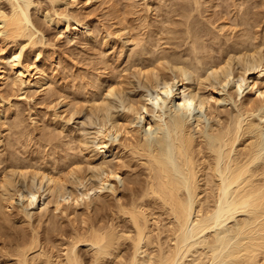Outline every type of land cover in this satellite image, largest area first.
Returning <instances> with one entry per match:
<instances>
[{
  "label": "bare ground",
  "instance_id": "6f19581e",
  "mask_svg": "<svg viewBox=\"0 0 264 264\" xmlns=\"http://www.w3.org/2000/svg\"><path fill=\"white\" fill-rule=\"evenodd\" d=\"M48 1H51L53 8L50 7V9L54 10L53 14H55V16L57 15L59 19L55 20L53 19V15L50 16L52 11H50L51 13H48L49 11L44 12V14H47H42L43 17L47 20L49 25L53 24L60 26V24H62L64 26V32L63 29H61L63 34L72 35L71 28L73 25L70 23V16L68 15L70 12L66 13L68 9H71L68 7L78 8L81 2L85 5L83 7H90L91 3L93 1L96 2L97 0ZM172 1L173 0H171V2ZM181 1L182 0H180V2ZM184 1L186 4L182 1L183 3L179 2L178 6L180 7V5H182L183 9H179L182 11L184 10L183 14L181 13L182 17L179 20L181 26L179 28L181 29H178V25L175 23L176 20L173 21L175 26L172 24L175 28L177 26V30L179 31L177 32L175 29V35L178 33L180 35L178 34V37L174 35L175 38L174 36L171 38L170 36L174 30L169 29V32H167L171 33L170 31H172V33L169 34V36H166V39L170 37V40L167 39V47L170 46L171 48L172 45H170V43H172V48L176 49L173 42H176L175 46L184 45L185 47L186 44H189L190 51H187L186 48L185 53H182L183 50L178 49L181 53H177L176 50L175 52L174 50H167V48L164 47L163 51L159 48L160 51L158 52L157 48L161 45H159V43L163 42V40L159 42L161 38L159 36L158 38L156 37L158 42H155V39H151L149 41V37H147V41H149V43L147 42L146 44L147 47H143L144 49L140 50L137 54V58L139 54V57H142L141 55L146 57H142V59H145L144 61H140L138 58L140 63L142 62L141 64H139V62L138 64L135 63L136 61H134L135 59L133 58L132 63L131 58L128 56L130 58L128 60L132 64L131 65L129 63V65L133 67L134 63L137 64L134 66V68H136L135 71L137 70V74L140 73L139 77H143L149 87L147 88V84L145 83V90H147L145 91V94L141 95L138 99H132L128 103L126 102L128 105L126 108L124 107L121 111L122 113H117L119 115L115 114V116L111 114V116H113L110 117V119L108 117L107 121L105 119V122H103L104 124L101 122L102 125L99 124L100 126H97L98 128L95 127V129L97 128V131L95 130L97 140H93V142L98 141L96 144L100 147V151L103 153L101 154L100 162L98 164H94L96 165L94 166L93 162H91L92 151L94 153V146L93 150H90L91 147L88 148V146L92 145L89 144L86 146V148L91 151H88V157L91 159V161L89 160V164L91 166L88 164L89 170L86 171L92 172L94 167L95 169H98V171L94 169L95 171H93V176L91 175L92 180H87V178L84 175L82 176L81 173V178H78V182L79 179H82L80 183L74 182V184H77L74 187H77V189L80 188V190L78 189L79 191L77 192V189H74L72 185L74 190L71 193H69V191L63 192L65 187H67V184L65 186V181L55 177L50 172V169H35L34 167L29 166L34 169V174L32 173L34 178L39 176L37 178L40 179L41 184H43L45 180V182L47 181V186L45 184V189H42V187H32L28 189L26 193L23 192L25 194H21L22 192H19V198H21V201L23 200L25 202L26 200L30 207H35L36 210L39 209L40 212L42 211L40 218L42 219L41 221H44V219H47L46 221H48L49 215L51 216L54 214L57 217L62 214L61 216H67L72 221L71 223H75V216L77 217L78 215L76 213H81L78 212L80 206L82 207V205H86V213H88L90 212L89 210L91 209V206L95 204L97 205V201H99V199L103 200L105 197L113 196L115 198H111H113L115 203L111 201L113 205H110V203L108 205L106 200H101L102 202L99 201L101 202L98 204L99 207L93 206V208L95 207V211L96 208H98L97 218H88V215H85L84 213V215L87 216V219H85V217L82 216L83 214H81L80 218H82H79L81 220L79 221V226L72 225V230L68 231L66 230L67 228H62L63 225L58 227L55 223V226H51L52 228L49 227L46 232V238L43 236L45 233H42L44 238L43 241V238L40 236V227L38 229L36 226L38 231L33 228L32 231L29 232L27 229L29 232L27 233L26 227L28 226L26 222H30L31 216H28L25 211L21 212L19 210L20 214L22 213V217H18L16 222H23L21 225L25 223L24 227L26 225V231L16 228V222L15 226H13L14 222L11 223L12 225L10 224L13 216L11 219L8 215L13 213L14 205L15 202H17L19 193L17 191L18 189L16 190V188H14L13 181L11 182L2 178L0 182V188L2 189H0V264H264V59L260 60L259 63L257 62V64L254 63L251 65L249 63V66L248 64L247 66H245L246 64L243 65L246 61V55L256 56V49L259 47V50L260 48L262 49V47H260V45H254L253 40L250 41L248 38L246 39L245 34L244 37L246 40L235 39L236 41L234 40V42H232L234 44L233 46L230 45L231 47H226L224 45L225 43L228 45V42H230L231 44V41H227L229 36H226V41H223V44L220 37L216 36L219 31L217 34H213V36L207 35L211 33L216 26H214L213 29L209 28L210 32L204 27L208 30L207 34L205 29V34L204 31H201L204 35H201V33L200 35L196 34L195 30L198 27L195 26L196 28L194 27L193 30L191 29L193 27L191 24L194 20L192 19L193 15L191 16V14L195 11L194 15H196L198 11L200 12L199 9L203 6V3L201 5L200 0ZM207 1L210 2V0ZM6 2H8L10 6V8L8 7V10H2L0 7V48H3L0 49V52L2 50L5 51L11 44H18L20 40H24L22 42L25 43V46H30V49L31 46H36L40 40V37L39 40L37 39V35L42 32L37 30L30 17L29 8L32 5L31 0H6ZM243 2L246 5V2ZM192 3L194 4L193 7L199 8L198 11L196 8L195 10L191 7ZM214 4L215 3H211V6H214ZM217 4L219 7V2ZM175 5H177V1L175 2ZM61 6L64 7V12H59V10L55 9H59ZM102 6H104V4H102ZM220 6L223 9L224 4L223 6L220 4ZM235 6L237 9V5ZM159 7H161V5H159ZM224 7L226 8V5ZM242 7H244V5ZM161 8H159V10ZM239 8L240 7H238V9ZM42 9L46 8L42 7ZM176 9L177 6L170 14L173 12L174 15L175 12L177 14ZM119 10L121 12L120 8ZM242 10L238 13L242 12L243 14ZM248 10L250 9L248 8ZM112 11H114V9H112ZM245 11H247V9ZM116 12L118 13V10ZM179 12V16H177L178 19L180 18ZM224 13L225 15L227 14L226 12ZM132 14H134V11ZM160 14L161 13H159V15ZM201 14H203V12ZM204 14L202 15L203 17H205ZM249 14L250 11H248L247 16ZM227 15L226 17H228V19L231 18L230 14V17ZM250 15L248 18L246 17V14L244 17H238L240 19L242 18V21L244 19V24H241L243 25L242 28L244 25L248 26V24H250ZM73 16L74 15L72 14L71 19ZM124 17L126 18L127 16L125 15ZM124 17L122 18L125 22ZM169 17H171V15ZM238 18H234L235 23H233L234 21L232 22L235 26L237 25L236 27H238V24H236ZM84 19L82 18L81 20L83 21ZM190 19L192 20L189 21ZM206 19L205 22H207ZM81 20L75 22L76 26L73 29L75 33L84 27H87V29L89 28V22L87 21L88 24L85 23L86 21L82 23ZM254 20L255 19H253V21ZM216 21L218 22L217 19ZM166 22L169 21L166 19ZM198 22H201L200 26H203L202 21L198 20ZM255 22L257 23V21ZM159 24H161V21ZM183 24L186 26L185 28H187V30L184 29ZM207 24L212 26L209 23ZM223 24L225 26V23ZM192 25H194V23ZM224 26H222V28H225ZM228 26L230 25H227V29H229ZM90 27H92V25ZM162 27L165 26L162 25ZM249 27L251 26H248V28L246 27V30H249ZM135 28L136 27L131 29L135 30ZM182 28L184 29L183 34ZM218 28L219 27L215 30L217 31ZM91 29H93V27ZM257 29L258 28H256V35ZM189 30H192L194 34ZM238 30V32H240V29ZM124 31L126 33V29H124ZM62 32L60 34H62ZM93 32L95 31L93 30ZM89 33L91 34V31ZM123 33L124 32H122V34ZM139 33L141 32L139 31ZM213 33L216 32L214 31ZM234 33L236 37V31ZM249 33L251 34V32L246 33V35H248L247 37H250ZM41 35L44 36L43 33ZM151 35H153V33ZM258 35L255 37L252 32L251 36L255 37L254 41L257 37H260V35ZM218 36H220V33ZM136 37H138L137 34ZM221 37L224 38L223 34ZM119 38L121 39L120 36ZM41 39L43 43V39L45 38ZM143 39L144 38L142 37V40H140L141 43L138 42L139 37L136 41L135 39L133 40L134 43L138 42L140 45H143V43H146ZM175 39L177 40L174 41ZM127 41L130 42L129 38H127ZM177 41H181V43L177 45ZM119 42L120 41L117 42V45ZM251 42H253V44H251ZM221 44L226 48L224 49V46ZM21 47L15 49L12 55H10L9 63L5 61L7 59L3 57L0 58V88L6 83V81L11 80V87H13V91L17 88L18 93L19 91L33 90L34 93L36 92L39 94L46 90L45 95L48 96L47 93H52L48 90L52 87L50 82L53 78L51 79V75L48 73V70L44 69L45 67L43 68V66H40L38 60L40 54H37L32 61L30 58L24 60L25 57L23 59V51L26 47H24V45L22 48ZM135 47L138 49V45ZM135 47H132L134 50L130 48L134 51V54H136L135 51H137ZM184 47H182V49H184ZM215 47H218L219 49L218 51L216 48V51H218L217 53L219 54L216 57H214L215 53L213 55L211 52L215 49ZM122 50L125 51L124 48ZM131 50H129L130 53ZM133 53L132 55H134ZM149 55L151 58H149ZM257 55H259V52ZM239 56L240 59L244 57V63L243 60L238 59ZM234 57H237L242 66L241 67L239 64V67H237L238 70H235V72L238 71L237 74H235L232 69V58L237 61ZM256 57H254L255 62L257 61ZM91 58H93V56H90V60L88 59V61H91ZM103 58L105 59V55ZM134 58H136V55ZM257 58L259 61L260 56ZM94 60H96V57ZM100 61L101 62L98 63V67L102 65V60ZM230 61H232L231 69L229 66ZM129 65L128 67H125L128 68V70L130 69ZM236 66L234 68H236ZM171 67L175 70V75H172V71L174 70L170 71ZM93 69L95 71V68ZM185 70H188L189 73L190 71L192 72L194 77L192 75L191 76L194 79L192 81H195V84L193 83L194 85L185 83L190 79L186 77L189 73ZM159 76H161V80L156 79V77L159 78ZM96 83L95 85H98V83ZM101 86L97 88L94 86L93 88L95 90L93 88L92 90L97 92L98 88H102ZM55 87H57V85ZM58 87L60 88V85ZM111 87L112 86L110 85V88ZM244 87H246V90L249 91L246 95L243 93L241 94V90ZM54 90L55 89L52 91ZM59 90L60 89H58V94L60 95ZM111 93H113V90ZM111 93L110 95L113 96ZM35 94H33V96ZM53 95L55 96L54 93ZM62 95L64 94L62 93ZM66 95H68V93ZM18 97H22V94L21 96L18 95ZM67 98L70 99V96ZM75 100H77V98ZM91 100H87V103H91ZM71 101H73V99ZM84 104H86V102ZM12 105H14V103ZM89 105L91 108L92 104ZM94 106L96 107V105ZM100 106L101 103H98V107ZM95 107H92L93 111L95 110L94 112L98 113V111L101 110L105 111V109L100 108L99 110L97 108L95 109ZM107 116L105 117L107 118ZM56 119L59 121V117L57 118V115L55 120ZM13 123H16L15 119ZM19 123L21 125V122ZM17 127L18 125L16 128ZM19 128L20 127L17 129ZM43 129L44 128H42V130ZM61 129L63 132L64 129ZM20 130H22V126L21 129L17 131L19 132ZM47 130L50 129L48 128ZM12 132L14 131L12 130ZM109 133L113 136V139L110 138L111 135ZM50 134L52 135V133ZM82 140L83 138L80 141ZM17 141H19V136ZM45 142H47L46 139ZM40 146L38 144V147ZM46 146H44V148ZM52 149L53 148L51 147V152ZM84 153L86 154V150ZM13 154L11 155L13 156ZM41 154H43V152H41ZM68 154L70 155L69 151L66 154L67 157L69 156ZM15 156L18 157V154H15L13 158ZM13 158L11 159L12 161L9 158L10 163L13 162ZM69 158H71V156H69ZM48 159L49 158H47V162ZM14 160L17 164L16 168H18L19 171L23 170V163H21V161L23 162V159L19 161V158H14ZM43 160L45 161V159ZM67 160L68 159H66V161ZM42 162L43 161H41V163ZM32 163L30 162V164ZM35 163L36 161L33 164ZM54 164L56 163L54 162ZM63 164L65 163L63 162ZM38 165L35 166L39 168ZM41 165L44 167L43 164ZM72 165H69V167ZM42 166L40 168H42ZM92 166L94 167L91 169L92 171H90ZM26 167L28 168V166ZM83 167L81 165L82 169L80 166L77 168L76 165L74 168L78 169V172L70 167L68 173L70 171V174H73L72 171H75L74 173L76 175L78 173L79 176L80 172H83ZM125 167L127 169H131V171H124ZM16 172H18V170H15V175L17 174ZM94 172H97V175L95 174L96 177H94ZM73 175L71 177H73ZM68 176L70 175L64 176V178ZM88 178L90 179V176H88ZM72 179L75 181V177ZM33 181L31 183H33ZM117 181L125 182L124 193L122 192L123 195L120 198L117 196L119 193L118 191L120 190H118L115 186V182ZM70 183L72 184L73 182L70 181L69 185ZM105 191H107V193H105ZM47 195H49V198L45 200ZM19 206L21 207V205ZM41 208H43V210ZM19 211L17 208V212ZM16 215L18 216L19 214L17 213ZM67 217H65V219ZM72 217L75 219L73 220ZM40 223L41 222H39V224ZM47 223L48 222L45 224ZM43 228L45 227L43 226ZM44 231H46V229ZM56 235L62 239V243L60 245H56L55 242H52L53 236L56 237ZM84 246H86V254H84L85 251H83Z\"/></svg>",
  "mask_w": 264,
  "mask_h": 264
},
{
  "label": "rangeland",
  "instance_id": "374dc122",
  "mask_svg": "<svg viewBox=\"0 0 264 264\" xmlns=\"http://www.w3.org/2000/svg\"><path fill=\"white\" fill-rule=\"evenodd\" d=\"M173 1H174V4H173ZM173 1L171 2V0L170 1L169 0H158V1L157 0H109V1L108 0H102V1L101 0H97L96 2L93 1L91 3L90 7L86 6L89 9L86 8V7H83L85 5H83V3L81 2L80 3V6H78V8L68 7V8H71V9H68V11L66 13L70 12V13H68V15L70 16V21H71L70 23L73 25V27L71 28L72 35L71 34L70 35H66V34H63V32H64V26L62 24H60V26L53 25V24L49 25L48 22H47V20L42 15V14H44V12H48L49 11L48 13H51L50 11H52V14L50 16L53 15V19H55V20H58L59 19V17L57 15H56L57 16V18H56L55 14H53L54 13V10L53 9H50V7L53 8V6L51 4V1H48V0H31L32 5L29 8L30 17H31V19H32L35 27L37 28V30L40 31V32H42L44 34V36L41 35L42 33H39L40 35L39 34L37 35L38 36L37 39L39 40V37H40V40H39L38 44H36V46H31V49L29 48L30 46H25V43L22 42L24 40H20L18 42L19 45L18 44H16V45L15 44L9 45L6 48L5 51L2 50L0 52V58L3 57L5 59H7L5 61L7 63H9L10 62V60H9L10 55H12V53L15 51V49H18L21 46L23 47V45H24V47H26V48H25V50L23 49L24 50L23 51V54H24L23 55V59H24V57H25L24 60H27V59L30 58L31 61H32V60H34V58L36 57L37 54H40V56L38 58L39 63H40V66L41 67L43 66V68L45 67L44 69L48 70V73L51 75V79L53 78L51 80L50 84L52 85V87L53 86L54 87L53 88L51 87L48 90V91H51L52 92V93H49V94L47 93L48 96L45 95L46 94V92H45L46 90L43 91V92H41V93H39L40 95L38 93H36V92H35L36 93L35 94L33 90L32 91H28V90L26 91V90H24V91H19V93H18L17 92L18 90L16 88V90L13 91V87H11L12 86L11 80L10 81L9 80L6 81V83L0 88V120H1L0 121V159L2 161V162L0 161V182H1L2 178H5V180H9L11 182L13 181L14 188H16V190L18 189L17 190L18 193L19 192H22L21 194H25L27 192V190L30 189V188H32V187L33 188L42 187V189L43 188L45 189L46 186H47V184H46L47 181L45 182V180H44L43 184H41L40 179L37 178L39 176H37V177L34 178V175H32V173L34 174V169H32L29 166H32L35 169H50V172L55 177H57L58 179H61V180L65 181V186L67 184V187H65V189L62 187L64 189L63 192H65V191L68 192L69 191V193H71L74 189H77V187H74L75 185H77V184H74V182L75 183H80V181L82 179H79V182H78V178H81V173H82V176L84 175L87 178V180H89V181L92 180L91 177L93 176V171H95V170L98 171L97 168L95 169L94 166H96V165H94V164H98L100 162V160H101V154L103 153V152L100 151V147H98V145L96 144V142L98 143V141H96V142L94 141L93 142V140H97V136L95 134L96 133L95 130L98 128L97 126L102 125V123L105 122V119L107 121L108 120V117L110 119V117H112L113 115L115 116V114L116 115H119L120 113H122L121 111L124 109V107L126 108V106L128 105V104H126V102L128 103L132 99H138L141 95H143V94L146 93L145 91H147V90H145V87H146L145 85L147 83L145 82V80H144L143 77L142 78L139 77L140 76L139 75L140 73L137 74V70L135 71L136 68H134V66L137 65L138 62H139V64H141L142 62L140 63V61L141 60L142 61L145 60V59H142V57L146 58L143 55H141L142 57H139V55H140L139 54L138 55V58L140 60L139 61L138 58H137L138 52H140V50L144 49L143 47H145L146 44H147V42L149 43V41L151 39H155V42H158V39L156 40V37L158 38L160 36L161 38H160L159 42H161V40H163V42H164L165 39H166V36H169V34L172 33V31H170L171 33H168L169 32V29L170 30H172V29L174 30L173 33L170 36L171 38H173V36L176 33L175 31L177 30V26H176V28L174 27L175 26L174 25V22H173L174 20H176L175 23H177L178 29H181V28H179V27H181L180 26V23H179V20L181 19V17H182L181 16V13L183 14L184 10L182 11V10L179 9V8H182L183 9L182 5H180V7H178L180 0L179 1L178 0H173ZM176 1H177V5H175V2ZM182 1L185 3L184 0H182ZM182 1L180 3H183ZM200 1H201L200 4L202 5V3H203V6H205V7L202 6L199 9L198 7L197 8L196 7H193L194 6L193 3L191 5V7L194 8V9L196 8L197 11L199 9L201 13L202 12H203V14L205 13L204 14L205 17H203L202 16L203 14H201L199 11H198L199 14L196 13V15H194L196 11L194 12V10H193L194 13L191 14V16L193 15L192 16V19H194V20H193L192 24L194 23V25L191 24V26H193V27L191 28V26H190V28L193 30L195 26L198 27V28L195 27L196 28V30H195L196 31V34H199L200 35L201 31L203 32L205 28H207L209 30V28L213 29L214 26H216L213 29V31H211L212 34L211 33L207 34V31L208 30L205 29L206 30V34L207 35H210V36L211 35L213 36V34H217L218 31H219L220 36H218L219 33L216 36L217 37H220V39L222 40V43L223 44H224L223 41H226L225 38H227L229 36L230 39L227 38V41H231V44H230V42H228L229 43L228 45H227V43H225L224 45L226 47L227 46L228 47L233 46L234 44L232 42H234L235 39L236 40H239V39L240 40H242V39L244 40L245 37H246V39L248 38V40H250V41L253 40L254 45H258V46L260 45V47H262V49L261 48L259 49L261 51H259L258 50L259 47L257 46L258 48L256 49V51H257V53L259 52V55H257V53H255L256 56L257 57L260 56L261 59L259 58V61H258V58L255 55H252L253 58H252V56L246 55L245 60L247 61V63H246V61L244 63V57L240 59V56H239L238 59L243 60V63H244L243 65L246 64L245 66H247V64H248V66L250 64L252 65L254 63L257 64V62L259 63L260 60H263L264 59V48H263V46H264L263 45L264 44V0H226V2H225V0H222V1L221 0H217L219 2V7H218V4H217L218 2L216 0H212V2H211V0H210V2H208L207 0H200ZM243 1L246 2V5H245V3ZM38 2H40V3H38ZM224 2L227 3V4H225ZM233 2L234 3L236 2V3L234 4ZM238 2H239V4H238ZM93 3H95V4H93ZM101 3L104 4V6H102ZM211 3L212 4L215 3L214 6L213 5L211 6ZM2 4H5V5H2ZM155 4H156V6H155ZM220 4H222V6H223V4H224V6L226 5V8L223 6V9H222V7L220 6ZM159 5H161L162 8L159 7ZM228 5H231V6H228ZM232 5H233V8H232ZM235 5H237V9H238V7L241 8L244 5V7H242L241 9L239 8V9L242 10L244 8L245 10L247 9V11H245L243 9L242 10L243 11V14H242V12H240L241 13V15H240V13H238L240 10L238 9V11H237ZM111 6H112V8H111ZM176 6H177V9H176L177 14H176V12H175V15L173 14L174 12L172 14H170L176 8ZM0 7H1L2 10L3 9H7L8 10L10 8L9 3L6 2V0H1ZM42 7L43 8H46V9H42ZM155 7H156V10L158 9L157 11L155 10ZM216 7H217V9H216ZM48 8H49V10H48ZM119 8L121 9V12H120ZM150 8H151V10H150ZM159 8H161L160 9L161 11L159 10ZM208 8H210V9H208ZM248 8L250 10H248ZM55 9L56 10H59V12L60 11L61 12L62 11L63 12L65 11L63 6H61L59 9L58 8H55ZM110 9H111V11H110ZM112 9H114L115 12L112 11ZM129 9H130V11H129ZM235 9H236L237 12L235 11ZM117 10H118V13L116 12ZM179 10H180V12H179ZM41 11H42V13H41ZM133 11H134V14H132ZM233 11H235V12L232 13ZM248 11H250V14L252 15L251 16L249 14L250 15L249 20H251V21L249 22L250 24H248V26H251L253 31L251 30V27H249L250 28L249 29L250 31L248 29L246 30V27L248 28L247 25L246 26L244 25L245 28L244 27L242 28L243 25H241V24H244L243 23L244 22V19L242 21V18L241 19L238 18V17H244L245 14H246V17L248 18V16H249V15L247 16ZM178 12L180 14V18L179 19L177 18V16H179L178 15ZM224 12H226L227 14L229 13L230 16H231V18L228 19V17H226L227 14L225 15ZM156 13H157V15H156ZM159 13H161L162 15L161 14L159 15ZM166 13H167V16H166ZM45 14H47V13H45ZM72 14L74 16L71 19ZM229 14L227 16H229ZM231 14H233V15H231ZM115 15H116V17L118 15L117 19H116ZM123 15L124 16L126 15L127 16L126 17L127 19ZM170 15H171V17H169ZM83 16H85V17H83ZM173 16H174V19H173ZM207 16H208L209 19L207 18ZM218 16L220 17V20H219V17ZM222 16L224 17V20H223V17ZM122 17L125 18V22L126 23L123 21V18ZM210 17H211V19H210ZM74 18H75V20H74ZM82 18L83 19L85 18V19L82 21L81 20ZM183 18H184V16H183ZM234 18H238L239 19V20L237 19V21H236V24H238V27H236L237 25L235 26L233 24V23H235V19ZM166 19L171 24L169 22H166ZM192 19H190L189 21H191ZM205 19H206L207 22H205ZM216 19L218 20V22L216 21ZM253 19H255V20L253 21ZM78 20H81L82 23H84V21H86L85 23H87V24L89 22V25L88 26H89L90 29L89 28L87 29V27H84L83 28L84 30L83 29H80L79 31H77V33H75L73 31V29L76 26L75 25V22L76 21L78 22ZM171 20H172V22H171ZM184 20L186 21L185 18H184ZM198 20L202 21V25L203 26H200L201 25V22H198ZM203 20H204V22H203ZM226 20H227V22H226ZM229 20L230 21L232 20V21L230 22ZM160 21H161V24H159ZM255 21H257V23ZM162 22H163V24H162ZM183 22H181V23H183ZM207 23H209L213 27L212 26H209ZM223 23H225V26H224ZM172 24L174 26H172ZM91 25H92L93 29H91L92 28V27H90ZM162 25L165 26V27H162ZM227 25H230V26H228L229 29H227ZM123 26H124V28H123ZM125 26H126V28H125ZM130 26L133 29H134V27H136L135 30H132L130 28ZM222 26H224L225 28H222ZM128 27H129V29H128ZM183 27H184L185 30H187V28H185L186 26H184V24H183ZM217 27H219V28L216 31L215 29H217ZM234 27H235V29H234ZM254 27H255V29H254ZM221 28H222V30H221ZM256 28H258L257 29V35L259 34L260 37H257V39H255V41H254V38L257 36L256 35ZM61 29H63V32H62ZM115 29H116V31H115ZM124 29H126V33H125ZM184 29L182 28V34H183ZM238 29H240V32L241 33L238 32L239 31ZM243 29H245L246 31L243 30ZM93 30L95 32H93ZM137 30H138V32H137ZM192 30H189V31L192 33L193 32ZM234 30L236 31V37H235V33H234L235 31ZM90 31H91V34L89 33ZM121 31L124 32V33L122 34ZM139 31L141 33H139ZM197 31H198V33H197ZM214 31L216 33H213ZM61 32H62V34H60ZM150 32H151V34L153 33V35H151ZM177 32H179V31L177 30ZM209 32H210V30H209ZM228 32H229V34H228ZM248 32H251V34L253 32V34L255 35V37L254 36H251L250 33H249V36L250 37H247L248 35H246V33H248ZM117 33H118V35H117ZM180 33H181V30H180ZM185 33H186V31H185ZM74 34H76V35H74ZM111 34H112V37L114 38V40L111 37ZM136 34L139 37V41H138L139 43H141L140 40H142V37L144 38L143 40L146 43H143V41H142L143 45L142 44L140 45L138 42H135L134 43V40L133 39H135V41H136L137 38H138V37H136ZM178 34L175 35V36L178 37ZM193 34H194V32H193ZM204 34H205V31H204ZM204 34L201 33V35H204ZM222 34H223V37L224 38L221 37ZM244 34H245V37H244ZM125 35H128V36H125ZM108 36H109V38H108ZM119 36L121 37V39L119 38ZM175 36H174V38H175ZM147 37H149L148 38L149 41H147ZM170 37H168L167 39L170 40ZM242 37H244V38H242ZM41 38H45V39H43V43H42V39ZM115 38H116V40H115ZM127 38H129V41L130 42L127 41ZM131 39H132L133 42L131 41ZM167 39H166V41L164 43L163 42L159 43V45L160 44L161 45L160 46L158 45L159 46L157 48L158 49V52L160 50L163 51L164 50V47H166L167 50H171V51H173V50L175 51L176 50L177 53H181L180 50H183L182 53H185L186 48H187V51L190 49L189 44L188 45L186 44L185 47H184V45L175 46L176 45V42H173V41L172 42L175 44L174 47L176 49H173L172 48L173 47V44L170 43V45H172L171 46L172 49H171L170 46L167 47V45H168ZM176 40L177 39H175L174 41H176ZM118 41H120V42L117 45V42ZM121 41H122V43H121ZM124 41H125V43H124ZM21 42H22V45H21ZM253 42H251V44H253ZM108 43H109V45H108ZM180 43H181V41L180 42L177 41V45H179ZM137 45H138V49L135 47ZM163 45H165V46H163ZM224 45H222V46H224ZM92 46H94V47H92ZM188 46H189V48H188ZM225 46H224V49L226 48ZM132 47L133 48L135 47V49L137 50V51H135L136 54H134L133 53L134 51H132L130 49ZM182 47H184L185 50L182 49ZM121 48L122 49L124 48L125 51H123ZM159 48H160V50H159ZM216 48L218 49V47H215V49H214L215 51L214 50L211 51L213 53V55L215 53L214 57H216V56L219 55L217 53L219 51V49H218V51H216L217 50ZM0 49H3V48H0ZM178 49H180V50H178ZM129 50H131V53L129 52ZM91 53H92V55H91ZM105 53L107 54V56H106ZM128 53H129V55H128ZM132 53L134 55H132ZM104 55H105V59L106 60L103 58ZM135 55H136V58H134ZM90 56L91 57L93 56V58H91V61H88V59L90 60ZM128 56L131 58L132 63H133V59H135L134 61H136L135 63H137V64L134 63V66L133 67L131 66L132 65L131 62L128 60V59H130ZM95 57H96V60H94ZM97 57H98V60H97ZM254 57H256V60H257L256 62L254 61L255 60ZM107 58H109V59H107ZM149 58H151L150 55H149ZM234 58L237 59V57H234ZM238 59H237V61H238ZM100 60H102V63H101L102 65H100L101 68L98 67V63L101 62ZM106 61H108V62H106ZM232 61L229 62V66H230V69H231V62H232V65H233L232 66V69L235 72L236 69L238 70L237 67H239L240 62L239 61L237 62V61L233 60V58H232ZM263 62H264V60H263ZM129 63L131 65H129ZM109 64H111V65H109ZM106 65H108V66H106ZM128 65L130 67L129 70H128V68H125V67H128ZM235 66H236V68H234ZM240 66H241V64H240ZM92 67L95 68V71H94V69ZM109 68H110V70H109ZM125 69H127V70H125ZM133 70H134V72H133ZM172 70H174V69L171 67L170 68V71H172ZM185 71L188 72V70H185ZM97 72H98V74H97ZM172 72H170V73H172V75H175V73H176L175 70L172 71ZM237 72L238 71H236L235 74H237ZM100 74H101V76H100ZM185 75H186V72H185ZM191 75L193 76L192 72L190 71V73L187 74V76H186V77H188L190 79H189V81L187 80L185 82V83H189L190 85L193 84V83L195 84V81L194 82L192 81L194 79L192 78ZM94 76H95V78H94ZM89 77H90V79H89ZM156 79L157 80L158 79L161 80V76H159V78L156 77ZM85 80H87V81H85ZM96 82L98 83L99 86H101V84H102V86H101L102 88H98V90L96 89L97 92L92 90V88L94 86H96L95 88L99 87L98 85H95ZM55 84L57 85V87H55L56 86ZM109 84L113 88L112 87L110 88V85ZM59 85H60V88L58 87ZM82 86L84 87V89H83ZM85 86H87V87H85ZM148 87H149V85L147 84V88ZM48 88H49V85H48ZM66 88H67V91H66ZM53 89H55L56 91L55 90L52 91ZM58 89H60L59 90L60 91V95L58 94ZM246 89H247L246 87L242 88L241 94L243 93L244 95H246L247 93H249V91L246 90ZM83 90H84L85 93L83 92ZM112 90H113V93L114 94L111 93ZM148 90H150V89H148ZM99 91H101V92H99ZM30 92H32V93H30ZM239 92H240V90H239ZM53 93L55 94L56 97L53 95ZM56 93L58 95V98H57ZM62 93L64 95H62ZM67 93H68V95H66ZM69 93H70V95H69ZM91 93L94 96V98L91 95ZM110 93L113 96H111ZM21 94H22V97H18V95L21 96ZM33 94H35V95L33 96ZM51 95H52V97H51ZM65 95H66V98H65ZM71 95H72V97H71ZM69 96H70V99L67 98ZM90 97L92 98L93 103H92V100H91ZM76 98H77V100H75ZM72 99H73V101H71ZM95 99H96V101H95ZM102 99H103V101H102ZM87 100H91V103L90 102L87 103ZM61 101H62V103H61ZM85 102H86V104H84ZM10 103H11V105H10ZM13 103H14V105H12ZM98 103L99 104L101 103V106L100 107H98ZM89 104H92V107H95L94 105H96L95 109L97 108V109L100 110V108H102V109H105V111L104 110H101V111H98V113L97 112H94L95 110L93 111V108L92 107L90 108V105ZM102 104H104V105H102ZM105 104H106V106H105ZM10 107L13 108V109H11ZM107 107H108V110H107ZM117 113H119V114H117ZM111 114H113V115L111 116ZM56 115H57V118L59 117V121H58V119L55 120ZM105 116H107V118ZM14 119H15V122L16 123L18 121L21 122V125H20L19 122H18L19 124L17 123L18 127H20L19 129H21V126H22V130H20L19 132L17 131L19 129H17L18 127L16 128V126H17L16 123H13ZM17 119H18V121H17ZM9 126H10V129H9ZM7 127H8V129H7ZM47 127L50 130H47L48 129ZM95 127H97V128L95 129ZM42 128H44L43 129L44 131L42 130ZM61 128L64 129L63 132H62V129ZM12 130L14 132H12ZM76 131H77V133H76ZM50 133H52L53 136ZM6 136H9V137H6ZM18 136H19V141H17L18 140ZM77 136H78V138H77ZM111 136H110V138L113 139V136L112 137ZM49 137H50V139H49ZM8 138H9V140H8ZM44 138L46 139L47 142H45V139ZM51 138H52L53 142H52ZM82 138H83V140L80 141ZM72 139H73V141H72ZM78 139H79V141H78ZM89 139H91V140H89ZM84 141H85V144H84ZM64 142L66 144L67 143L68 144L66 145ZM80 142H82V143H80ZM40 143H41V146H40ZM69 143H70V146H69ZM78 143H79V146H78ZM38 144H39L40 147H38ZM72 144H74V145H72ZM89 144L92 145V146H88ZM44 146H46V147L44 148ZM82 146H84L85 148H86V146H88V148L91 147L90 150H93V146H94V153L92 151V156H91L92 161H91L90 157H88V151L89 152H91V151L89 149H87V148L85 149ZM13 147H14V149H13ZM51 147L53 148L52 149V152H51ZM78 147L79 148L82 147V148L79 149ZM19 150H20V152H19ZM30 150H32V151H30ZM37 150H38L39 153L37 152ZM49 150H50V152H49ZM85 150H86V154L84 153ZM68 151L70 153V155L69 154L68 155L71 156V158H69V156L67 157V155H66L68 153ZM73 151H74V153H73ZM35 152H36V155H35ZM41 152H43V154H41ZM10 153L11 154L14 153L13 156L15 154H18V157L15 156L14 158H16V159L19 158V161L23 159V162L21 161V163H23V167H24L23 170H20L19 171V169L16 168L17 167L16 166L17 164H16L13 156ZM9 154H10V157H9ZM30 154H32V155H30ZM49 156H51V157H49ZM8 157L10 158V160L13 158V162L12 163H10V160H9ZM20 157H21V159H20ZM31 157H33V158H31ZM42 158L45 159V161ZM47 158H49L48 159V162H47ZM52 158H53V161H52ZM66 159H68L67 161H68L69 164L67 163ZM70 159H71V161H70ZM77 160H78V162H77ZM87 160H88V162H87ZM89 160L91 162H93V165H94L91 168L89 167L90 168V171H92L91 169L94 167L95 170L93 169L92 172L86 171V170H89L88 169ZM33 161L34 162L36 161V163L33 164L34 163ZM38 161H40V162H38ZM41 161H43V162L41 163ZM30 162L31 163L33 162V163L30 164ZM54 162L56 164H54ZM63 162L65 164H63ZM41 164H43L44 167ZM66 164H67V166H66ZM74 164H75V166H74ZM84 164H86L87 167ZM35 165H38L39 168H37V166H35ZM69 165H72L70 167L73 168V170H76V172H78L77 171L78 169L74 168V167H76V165H77V168H79V166L81 168V165H82V167L84 166L85 168L83 167V170H82L84 173L83 172H80V174H79L80 177L78 176V173L76 175L74 173L75 171H72V169H71V171L73 172L74 175L73 174H70V171L68 173V170L70 169ZM26 166H28V168ZM41 166H42V168H40ZM14 169L16 171L18 170V172H16L17 173L16 175L14 173L15 172ZM85 171H86V174H85ZM124 171H131V169H129V168L127 169L125 167ZM59 172H60V174H59ZM61 172H62V174H61ZM87 173H88V175H87ZM20 174H21V176H20ZM63 174H65V175H63ZM95 174L97 175V172H94V175ZM61 175H63V176H61ZM67 175H70V176L64 178V176H67ZM72 175H73V177H71ZM96 175L94 177H96ZM11 176L13 177V179H12ZM32 176H33V178H32ZM88 176H90V179L88 178ZM74 177H75V181H74V179H72ZM68 178H69V180H68ZM33 180H35V181H33ZM32 181H33V183H31ZM70 181H72L73 183L72 184L70 183V185H69V182ZM89 183H91V182H89ZM45 184H46V186H45ZM72 185H73L74 189H73ZM115 186L118 188V190H120V191H118L119 193L117 194L118 198H120L123 195L122 192L124 193L125 182H123V181H117V182H115ZM0 187H1V184H0ZM20 189H21V191H20ZM78 189L80 190V188H78ZM78 189H77V192L79 191ZM23 192H25V193H23ZM105 193H107V191H105ZM19 195H20V193L18 194L17 202H15L13 213L11 215H8V216H10L9 218H11V219H12V216H13V219H12L13 221L10 219L11 220L10 221V224L14 222L13 223V226H15L16 219L18 217H22V215H21L22 213L20 214V211L21 212L25 211L28 216L29 215L31 216L30 217L31 218L30 219V222L29 221H28V223L26 222V224L28 226V227H26V225H25L26 230L28 229L29 232H31L32 229L34 228L35 230L38 231V229L40 227V229H39L40 230V234H41L40 236L42 238H43V236H44V238H46V232L48 231L49 227L52 228L53 226H55V223H56V225L58 227H61L63 225L62 228H65V229L67 228L66 230L69 231V230H72L71 228L73 226H79V224H80L79 221H81L80 219L82 218V217L80 218L81 214H83L82 216H84L85 219H87V216H85V215H88V218L90 217L91 219H93V217L95 219L97 218L96 216L98 215V213H97V209L98 208H96V211H95L94 210L95 207L93 208V206L99 207L98 204L101 203L104 200H106L108 202V203L106 202L108 205H109V203H110V205H113L111 203V201L113 203H115V201L113 200V198H115V197H113V196L105 197L103 200L102 199H99V201H101V200L102 201L101 202L97 201V205L95 204V205L91 206V209L89 210L90 212H88L89 214L86 213L87 212L86 205H84L85 207L83 205H82V207L80 206L78 212H81V213L80 214L79 213H76L78 215H77V217L75 216L76 219L74 218L76 220L75 221L76 224H75V223H71L72 221L67 216H65V215H63L64 217L61 216L62 214L60 216H57V217L54 214H52L51 216L49 215V218H48L49 220L48 221H46L47 219H44V221H41L42 219H40V218H41L42 211L40 212L39 209L36 210L35 207H30L28 205V203L26 202V200H25V202L23 200L21 201V198H19L20 197ZM48 196L49 195H47V197H45L46 198L45 200H47V198H49ZM111 197H113V198H111ZM19 205H21L22 208ZM17 208H18V211L20 210L19 212H17ZM19 208H21V209H19ZM41 209L43 210V208H41ZM14 211H15V213H14ZM17 213L19 214L18 216L16 215ZM38 213L40 214V216H39ZM84 213H85V215H84ZM54 217H55V221H54ZM65 217H67V218L65 219ZM38 218H39V220H38ZM50 219H51V222H50ZM68 219H69V221H68ZM72 219H73V217H72ZM39 222H41V223L39 224ZM42 222H43V225H42ZM46 222H48V223L45 224ZM21 223H23V222H16V226L15 227L18 228L19 230L22 229V230L26 231L25 230V227H24V224L25 223L22 224V225H21ZM29 223L32 224V225H30ZM33 224H34V226H33ZM36 226H37L38 229L36 228ZM43 226L45 228H43ZM30 227H31V230H30ZM45 229H46V231H44ZM28 230H27V233H29ZM42 233L43 234L45 233V234L43 235ZM44 238H43V241H44ZM52 242L53 243L55 242L56 245H60L62 243V239H60V237L59 236L57 237V235H56V237L53 236V241ZM57 243H59V244H57ZM0 244H1V241H0ZM85 247L86 246L83 247V251L86 250ZM84 254H86V251H85ZM0 256H1V252H0Z\"/></svg>",
  "mask_w": 264,
  "mask_h": 264
}]
</instances>
